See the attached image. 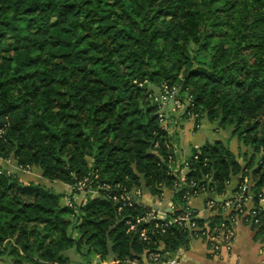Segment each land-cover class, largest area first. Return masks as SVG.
<instances>
[{"label":"trees","instance_id":"obj_1","mask_svg":"<svg viewBox=\"0 0 264 264\" xmlns=\"http://www.w3.org/2000/svg\"><path fill=\"white\" fill-rule=\"evenodd\" d=\"M166 85L178 86L195 128L203 118L230 128V138L251 151L238 157L222 140L193 147L189 182L221 196L233 177L249 176L258 206L264 0H0V160L72 186L88 177L97 192L75 211L62 205L63 194L0 170V258L70 264L68 251L86 246L103 262L125 264L158 250L167 260L190 246L175 223L130 231L128 221L150 207L137 198L120 210L123 202L111 198L124 189L149 196L169 189L175 210L168 218L184 213L191 190L171 164L180 161L173 147L180 149V130L171 134L160 122L154 100ZM259 216L257 236L264 210ZM196 221L215 226L221 217ZM163 223L164 231L156 228Z\"/></svg>","mask_w":264,"mask_h":264},{"label":"built area","instance_id":"obj_2","mask_svg":"<svg viewBox=\"0 0 264 264\" xmlns=\"http://www.w3.org/2000/svg\"><path fill=\"white\" fill-rule=\"evenodd\" d=\"M179 88L178 86H164L158 93L154 95L155 102L159 105V118L160 122L164 125L168 124V111L169 104L173 102L175 104V108L182 110L187 113V116L196 121V115L192 114L189 111L186 103H183L178 99ZM190 101V100H189ZM196 127L199 125L196 124ZM168 129V128H167ZM5 133L4 128H0V139L3 137ZM175 154L179 155L180 161H174L173 164V174L178 177L180 181V185L187 184L191 190L190 193L184 195V199L187 200L186 208H184V213L173 218H163L159 214L158 210L152 209L147 212L145 217L138 218L136 223L133 221H128L130 225V231H137L138 225L141 223H150L154 221H167L168 223H175L177 226L188 232L189 237L191 239L203 238L206 243L209 245L210 251L219 256L223 249H226L228 252L231 251L232 244L235 238V226L237 222L242 221L245 224L251 226H258L261 224V217L259 213L261 208L259 204L264 202V194L259 195V203L258 206L254 205V188L253 182L251 181V177L245 176L242 182H238L237 187L229 199L220 200L218 196L214 194V192L208 188L207 186H200L197 182L190 181L187 178V174L190 168V162L188 157L181 154V150L177 145H174ZM175 157V156H174ZM173 157V158H174ZM198 156H195L194 159L198 160ZM264 164V162H263ZM20 169V168H19ZM23 169V168H22ZM29 169V168H28ZM90 179L87 177L78 182L75 186L68 185L70 189V193L72 197L68 198L67 205L77 211L76 204L74 205L75 199L78 196V192H89V193H97L96 191L90 190L89 187ZM108 189L109 186H105ZM89 190V191H87ZM206 196V204L213 211H217L221 216V222L218 225L211 226L210 223L205 224L204 226H200L197 223V212L194 208L189 205V202L194 197ZM111 198L115 201H122V207L132 206L134 201L137 198H144V194H142L141 190L137 191H127L126 189L119 191V194L112 196ZM84 201V200H83ZM81 204V203H80ZM253 204V207L249 205ZM255 207H257L255 209ZM175 206L171 205V213L174 212ZM168 224H156V228L161 226L164 231ZM141 238L145 240H149L148 230L147 228H143L140 231ZM147 257V261L149 264H180V258L174 255L172 258L165 260L163 255L160 253V250L154 252L145 253ZM129 261H138L137 258L129 260Z\"/></svg>","mask_w":264,"mask_h":264},{"label":"crops","instance_id":"obj_3","mask_svg":"<svg viewBox=\"0 0 264 264\" xmlns=\"http://www.w3.org/2000/svg\"><path fill=\"white\" fill-rule=\"evenodd\" d=\"M169 113V111H168ZM177 124H179L180 132L178 133V138H184L185 143L192 144V147L199 148L204 145L203 140H205L204 135L195 136V133L202 128L203 121L207 119H201L200 127L195 128V120L192 118H182L177 115L175 119ZM173 120H171L172 122ZM224 140V139H220ZM227 141H230L231 138L226 137ZM202 142V143H201ZM209 141H206V143ZM201 143V144H198ZM230 146V145H229ZM231 150L239 157L240 154L245 152L249 153L250 150L247 148H241V145L238 141V148L234 149L231 147ZM184 155H189L184 152L181 148ZM240 151V152H239ZM264 156V153L261 155ZM244 157L241 156V162ZM6 163H9L10 166L17 169V165L13 160H7ZM42 174V173H41ZM43 178V176L41 177ZM240 180V177H233L229 183L227 190L221 196H218L220 200L229 199L233 195L237 184ZM24 182V180L21 179ZM67 186V184H64ZM145 200L143 203L151 207L152 209L158 210L160 216L163 218H168V214L171 213V203L173 204V192L172 190L165 189L161 196H149L144 195ZM206 196L194 197L190 200L189 205L194 208L197 212V216L200 219H210L215 216H221L216 210L213 211L206 204ZM253 207V204L249 205ZM260 208L264 210V202L259 204ZM253 229V226L245 224L242 221L237 222L235 226V238L232 244L231 251L223 249L221 255L217 256L210 251L209 245L203 238L191 239L190 246L188 248H180L176 252V256L180 258V264H264V231L260 236H257L258 228ZM70 258V255L68 254ZM117 262L114 259H111L108 262H102V264H116ZM78 264H95V263H83L78 262ZM125 264H149L147 261L146 254L141 256V259L136 261H126Z\"/></svg>","mask_w":264,"mask_h":264},{"label":"rangeland","instance_id":"obj_4","mask_svg":"<svg viewBox=\"0 0 264 264\" xmlns=\"http://www.w3.org/2000/svg\"><path fill=\"white\" fill-rule=\"evenodd\" d=\"M151 88L154 90H157L156 88H154V86H151ZM168 106H169V113H168L169 121L166 127L168 128L169 132L172 134L174 132V129H177V130L181 129L179 124H177V121L175 120L177 118V115H179L182 118L183 117L185 118V116L187 117V113L175 108V104L173 102H171ZM189 118L190 117H188V119ZM171 120L173 121L171 122ZM217 128H218L217 125L211 124L208 120H204L202 128L195 133V136L204 135L205 137L204 138L205 140H203V142L205 141L204 144L206 143V141H209L211 143L216 140L224 139L223 140L224 142H227L231 147H233L234 149H237L238 148L237 137L231 138L230 141L225 140L227 136L229 138L231 137L232 130L230 128H226V129H222V128L217 129ZM201 143H198V144H201ZM178 145L180 149L182 148L186 154H189L193 148L192 144L190 143L186 144L184 138H181V137L178 140ZM249 154H251V151L249 152ZM260 157H261L260 155L258 154L256 155L255 165L259 162ZM0 170L7 171L11 174L17 173V176L20 179L24 180V183L26 184L31 183V182L39 183V184L44 185L48 189L55 191L56 193L63 194V198L61 201L62 205H65V204L67 205L68 203L67 199L72 197L70 193V189L68 188V185L65 186L63 183L59 181L53 182L46 178H41L42 174H41L40 169L38 168H29V169L20 168L19 169L18 167L17 169H15V167L13 168L12 166L9 165V163H6L4 160H0ZM88 194L89 192H81V193L78 192L77 198L75 199V201L73 200V202H75L74 205L76 204L77 206V210H78V205L82 203L84 199H86ZM90 194L93 197L97 195V193H90ZM143 200H145V198H143ZM67 254L70 255V264H78V262H83V263L93 262L95 264H102L103 262L102 259L97 256L96 253L89 252V248H87L86 246H83L82 252H79L76 248H72L68 251ZM111 259L112 258H109V261ZM13 263L14 261H13V258L11 257L6 256L3 258H0V264H13Z\"/></svg>","mask_w":264,"mask_h":264},{"label":"water","instance_id":"obj_5","mask_svg":"<svg viewBox=\"0 0 264 264\" xmlns=\"http://www.w3.org/2000/svg\"><path fill=\"white\" fill-rule=\"evenodd\" d=\"M171 205H172V203H171Z\"/></svg>","mask_w":264,"mask_h":264}]
</instances>
